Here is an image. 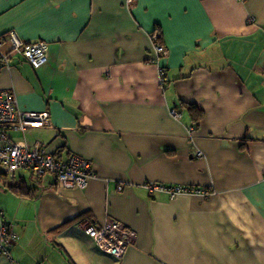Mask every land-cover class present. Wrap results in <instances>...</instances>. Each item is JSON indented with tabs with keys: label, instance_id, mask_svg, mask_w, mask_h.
<instances>
[{
	"label": "crops",
	"instance_id": "1",
	"mask_svg": "<svg viewBox=\"0 0 264 264\" xmlns=\"http://www.w3.org/2000/svg\"><path fill=\"white\" fill-rule=\"evenodd\" d=\"M8 31L43 41L49 57L35 69L15 53L0 71L20 109L50 113L48 126L13 137L80 155L97 177L67 189L47 175L33 197L0 182V225L14 234L0 264H173L170 194L146 188L170 187L164 56L154 61L152 38L164 46L162 0H0V37ZM109 219L137 234L119 259L79 226Z\"/></svg>",
	"mask_w": 264,
	"mask_h": 264
},
{
	"label": "built area",
	"instance_id": "2",
	"mask_svg": "<svg viewBox=\"0 0 264 264\" xmlns=\"http://www.w3.org/2000/svg\"><path fill=\"white\" fill-rule=\"evenodd\" d=\"M133 0H128L131 2ZM154 50L156 63L160 64L164 56V46L154 38ZM8 45V49L5 46ZM22 55L27 63L35 69H40L49 61L47 45L43 41L25 42L14 31H8L0 37V71L10 67L13 54ZM161 68V81H164ZM50 124V113L47 111H25L19 108L14 91L5 89L0 91V171L7 175L16 176L24 170L38 180H43L47 175L54 177L56 184L64 188H87L97 172L93 169L89 160L73 153L60 158L56 153L50 152L44 144L35 142L28 145L24 141H17L13 137L14 132L25 135L30 130L40 129ZM148 192H167L170 187L159 184L146 185ZM123 190L122 186L117 188ZM85 233L95 240L103 252L113 256L122 257L126 250L137 241L134 230L127 228L121 221L109 219L104 224L97 225L91 221L83 222ZM6 226L2 225L0 235V254L8 255L12 238L6 233Z\"/></svg>",
	"mask_w": 264,
	"mask_h": 264
},
{
	"label": "trees",
	"instance_id": "3",
	"mask_svg": "<svg viewBox=\"0 0 264 264\" xmlns=\"http://www.w3.org/2000/svg\"><path fill=\"white\" fill-rule=\"evenodd\" d=\"M157 33V31L155 32ZM159 33V32H158ZM62 152V151H61ZM61 152L56 153V155L60 158L66 157L63 156L61 154ZM68 154V153H67ZM24 171V170H22ZM19 173V172H18ZM0 182L2 183V186H4V188L7 191H12L13 193H15L18 196H25V197H33V194H35V192L40 188V186L38 185V182H40V180L36 179L34 177V175H32V180L31 182L33 184H29V181H27V179H24L23 176L20 174L16 175V176H11L10 174L7 175L4 172L0 171ZM0 215L3 217L2 212H0ZM3 221V225H5L6 227V233L9 234V238L11 235L12 238V242L14 241V234L12 233V231L10 230V225L9 223H7L6 221ZM10 254V251H9ZM8 254V256H9Z\"/></svg>",
	"mask_w": 264,
	"mask_h": 264
},
{
	"label": "rangeland",
	"instance_id": "4",
	"mask_svg": "<svg viewBox=\"0 0 264 264\" xmlns=\"http://www.w3.org/2000/svg\"><path fill=\"white\" fill-rule=\"evenodd\" d=\"M157 33H158V32H157ZM5 34H6V33H5ZM154 34H156V33H154ZM3 35H4V34H3ZM26 62H27V61H26ZM47 112H48V111H47ZM17 138H18V136H17ZM15 139H16V138H15ZM17 140H18V139H17ZM47 148H48V147H47ZM50 152H51V151H50ZM92 167H93V166H92ZM95 171H96V170H95ZM96 176H97V175H96ZM119 186H122V187H123V185H118V187H119ZM118 187H117V188H118ZM117 191H118V190H117ZM122 191H123V190H122ZM150 194H151V193H150ZM152 194H153V193H152ZM87 221L89 222V220H84V221H82V223H83V222H87ZM116 221H117V220H116ZM1 222H2V223H1V225H0V231H1V228H2V225H3V221H1ZM82 223H80V225H79L80 228H81V230H83V228H82L83 226H81ZM92 223H93V222H92ZM126 227H127V226H126ZM127 228H128V227H127ZM130 229H131V228H130ZM84 232H85V231H84ZM0 235H1V233H0ZM11 244H12V243H11ZM11 244H10V245H11ZM134 245H135V244H134ZM11 246H12V245H11ZM11 246H10V247H11ZM131 246H133V245H131ZM10 247H9V251H10ZM129 248H130V247H129ZM129 248H128V249H129ZM0 255H3V254H0ZM123 256H124V255H123ZM123 256H122V257H123ZM114 257H115V256H114ZM122 257H119V258H122ZM115 258H117V257H115ZM119 258H117V259H119Z\"/></svg>",
	"mask_w": 264,
	"mask_h": 264
},
{
	"label": "bare ground",
	"instance_id": "5",
	"mask_svg": "<svg viewBox=\"0 0 264 264\" xmlns=\"http://www.w3.org/2000/svg\"><path fill=\"white\" fill-rule=\"evenodd\" d=\"M160 34L159 33H156V35H154V38H157V40L161 41V38H160ZM164 82V81H163Z\"/></svg>",
	"mask_w": 264,
	"mask_h": 264
}]
</instances>
